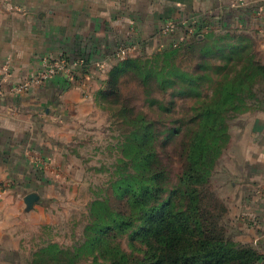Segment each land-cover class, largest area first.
Masks as SVG:
<instances>
[{
  "label": "crops",
  "instance_id": "0c3cea01",
  "mask_svg": "<svg viewBox=\"0 0 264 264\" xmlns=\"http://www.w3.org/2000/svg\"><path fill=\"white\" fill-rule=\"evenodd\" d=\"M180 18L253 30L264 47V0H0V264H30L46 226L62 222L70 206L74 214L87 211L89 149L81 147L117 48L160 49L178 38L162 28ZM63 58L86 62L71 75L9 92L46 60ZM227 153V169L239 180L232 187L241 189L234 215L255 222L244 229L264 237V100L234 124ZM31 192L40 200L27 210Z\"/></svg>",
  "mask_w": 264,
  "mask_h": 264
},
{
  "label": "trees",
  "instance_id": "16d2710c",
  "mask_svg": "<svg viewBox=\"0 0 264 264\" xmlns=\"http://www.w3.org/2000/svg\"><path fill=\"white\" fill-rule=\"evenodd\" d=\"M191 21L194 33L185 30L184 40L177 45L173 41L152 53L116 58L98 96L100 107L112 99L113 106L120 108L113 112L114 125L122 134L112 148L119 153L109 183L112 196L92 200L79 243L65 248L51 242L33 252L30 264L260 262L259 251L232 239L221 228V218L204 212L203 201L231 140V122L262 102L257 87L264 85V62L247 31L213 27L202 19ZM181 51H198L193 70L178 63ZM127 76H134L146 89L155 84L162 91L172 89L179 96L196 98L195 129L186 147L183 172L173 188L159 157L156 122L144 113L134 114L117 100ZM208 82L212 94L205 96ZM148 97L152 105L159 102L151 94ZM125 236L137 253L129 254L118 243Z\"/></svg>",
  "mask_w": 264,
  "mask_h": 264
},
{
  "label": "rangeland",
  "instance_id": "374dc122",
  "mask_svg": "<svg viewBox=\"0 0 264 264\" xmlns=\"http://www.w3.org/2000/svg\"><path fill=\"white\" fill-rule=\"evenodd\" d=\"M239 28L240 31H244V28ZM247 31V30H245ZM244 31V32H245ZM256 42V51L259 58L264 62V47L263 38L252 30L247 31ZM217 34L221 31H216ZM234 33V32H231ZM149 50V53L157 50L160 44ZM181 55L178 58V63L181 62L182 66L187 70H193L197 64V52L181 51ZM137 52H135L136 54ZM214 64V63H213ZM216 78L218 75L213 73ZM50 80V79H49ZM209 82L206 83L203 88L204 95L212 94V87L209 86ZM260 101L264 100V85L257 87ZM148 94H151L152 98L157 99L159 102L152 105L149 101ZM117 100H121L122 103L134 114L144 113L150 119L154 120L157 124L160 140L157 145L159 157L162 162V167L166 171L168 176L169 188H173L178 182L183 172L185 165V153L187 144L191 138V133L195 129V125L192 121L194 116L193 107L197 105L196 98L190 96H179L174 90L162 91L157 85H152L149 89L142 86L134 76H127L122 84V94L118 96ZM110 102H104L100 107V112L95 123H89L86 126V138L84 146L81 148L88 150V160L90 167V176L92 183L93 199L102 195L104 197L112 196L110 193V178L113 171V164L118 156L117 149H112L121 137L122 131L117 130V125H114L113 112L114 109L120 111L119 106H113V100ZM261 102V103H262ZM165 107V108H164ZM257 106H254L250 111H254ZM247 111L246 113H248ZM244 113V114H246ZM241 114L231 122V140L232 130L234 124L238 123ZM226 143L223 155L221 156L217 165L216 171L211 177L207 196L204 197L203 208L204 212H207L211 216H215L220 221L221 228L227 232L232 239L243 244H250L255 247L262 258L258 264H264V237L254 236L253 231H248L244 226L255 225L253 221H239L235 217V196H238L241 189L238 191L233 189L232 184L238 182L237 178L232 175L227 169V164L231 163L230 157H228V149L230 146ZM227 146V147H226ZM76 206L69 207V212L62 214V222L56 223L54 226H46L43 229L44 241L37 244L38 248L44 247L51 242H57L65 248H71L76 243H79L83 237L84 228L89 222L90 218V205L87 206V211L84 209H78L77 213L71 211ZM86 210V209H85ZM211 212V213H210ZM241 222V224H240ZM245 224V225H244ZM249 228V227H248ZM118 243L129 254L137 253V248L133 247V243L128 241L127 236L124 238L119 237ZM36 248V249H38ZM80 264H91L90 261H83Z\"/></svg>",
  "mask_w": 264,
  "mask_h": 264
},
{
  "label": "built area",
  "instance_id": "2783aa9c",
  "mask_svg": "<svg viewBox=\"0 0 264 264\" xmlns=\"http://www.w3.org/2000/svg\"><path fill=\"white\" fill-rule=\"evenodd\" d=\"M194 23L190 19L180 18L179 20L173 19L166 22L162 28V33L164 35H170L172 33L178 32V38L174 41V45H177L180 41L185 38V30H188L190 35L194 33V29L190 25ZM138 50V44H123L118 46L115 53L116 58L119 60L125 59L131 55H134ZM85 61L83 59L69 60H46L43 69H41L36 75L27 78L20 84L12 85L9 92L12 94H20L26 91L30 86L41 84L47 80L59 75V74H72V71L83 65ZM8 72V70H6ZM5 88L0 81V98L5 95ZM1 184V181H0Z\"/></svg>",
  "mask_w": 264,
  "mask_h": 264
},
{
  "label": "water",
  "instance_id": "95a60500",
  "mask_svg": "<svg viewBox=\"0 0 264 264\" xmlns=\"http://www.w3.org/2000/svg\"><path fill=\"white\" fill-rule=\"evenodd\" d=\"M24 200L27 204V210H30L40 200V195L37 192H31L27 194Z\"/></svg>",
  "mask_w": 264,
  "mask_h": 264
}]
</instances>
